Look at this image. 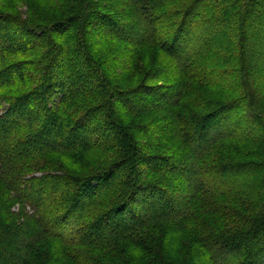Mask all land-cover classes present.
<instances>
[{
    "label": "trees",
    "instance_id": "trees-1",
    "mask_svg": "<svg viewBox=\"0 0 264 264\" xmlns=\"http://www.w3.org/2000/svg\"><path fill=\"white\" fill-rule=\"evenodd\" d=\"M0 264H264V0H0Z\"/></svg>",
    "mask_w": 264,
    "mask_h": 264
},
{
    "label": "rangeland",
    "instance_id": "rangeland-1",
    "mask_svg": "<svg viewBox=\"0 0 264 264\" xmlns=\"http://www.w3.org/2000/svg\"><path fill=\"white\" fill-rule=\"evenodd\" d=\"M16 57H12V59H15Z\"/></svg>",
    "mask_w": 264,
    "mask_h": 264
}]
</instances>
